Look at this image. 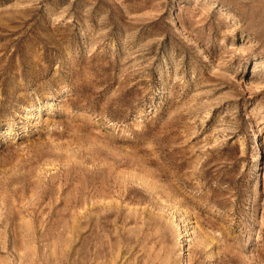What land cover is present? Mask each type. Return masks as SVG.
<instances>
[{"label": "rangeland", "instance_id": "1", "mask_svg": "<svg viewBox=\"0 0 264 264\" xmlns=\"http://www.w3.org/2000/svg\"><path fill=\"white\" fill-rule=\"evenodd\" d=\"M0 264H264V0H0Z\"/></svg>", "mask_w": 264, "mask_h": 264}, {"label": "bare ground", "instance_id": "2", "mask_svg": "<svg viewBox=\"0 0 264 264\" xmlns=\"http://www.w3.org/2000/svg\"><path fill=\"white\" fill-rule=\"evenodd\" d=\"M29 111H33V109H30Z\"/></svg>", "mask_w": 264, "mask_h": 264}]
</instances>
